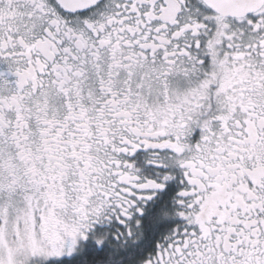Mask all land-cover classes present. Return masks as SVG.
<instances>
[{
  "label": "flooded vegetation",
  "instance_id": "flooded-vegetation-1",
  "mask_svg": "<svg viewBox=\"0 0 264 264\" xmlns=\"http://www.w3.org/2000/svg\"><path fill=\"white\" fill-rule=\"evenodd\" d=\"M12 231L18 246L57 234L61 259L264 264V3L0 0Z\"/></svg>",
  "mask_w": 264,
  "mask_h": 264
},
{
  "label": "rangeland",
  "instance_id": "rangeland-1",
  "mask_svg": "<svg viewBox=\"0 0 264 264\" xmlns=\"http://www.w3.org/2000/svg\"><path fill=\"white\" fill-rule=\"evenodd\" d=\"M13 233L0 235V264H46L48 260L61 259L69 253V248L59 244L60 236L55 233L45 236L46 239H36L31 235L24 239L20 247L13 241L18 234Z\"/></svg>",
  "mask_w": 264,
  "mask_h": 264
},
{
  "label": "water",
  "instance_id": "water-1",
  "mask_svg": "<svg viewBox=\"0 0 264 264\" xmlns=\"http://www.w3.org/2000/svg\"><path fill=\"white\" fill-rule=\"evenodd\" d=\"M98 0H58L69 10L84 9ZM215 12L226 17H244L262 7L264 0H203Z\"/></svg>",
  "mask_w": 264,
  "mask_h": 264
},
{
  "label": "trees",
  "instance_id": "trees-1",
  "mask_svg": "<svg viewBox=\"0 0 264 264\" xmlns=\"http://www.w3.org/2000/svg\"><path fill=\"white\" fill-rule=\"evenodd\" d=\"M100 257L93 259V256L79 254L71 259L48 260L46 264H138L140 259L145 256L134 250L114 251L109 254L98 255Z\"/></svg>",
  "mask_w": 264,
  "mask_h": 264
}]
</instances>
